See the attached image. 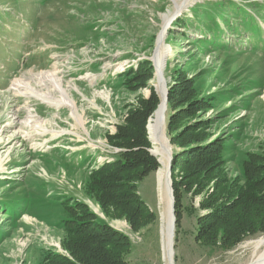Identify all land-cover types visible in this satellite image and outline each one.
<instances>
[{
	"label": "rangeland",
	"instance_id": "374dc122",
	"mask_svg": "<svg viewBox=\"0 0 264 264\" xmlns=\"http://www.w3.org/2000/svg\"><path fill=\"white\" fill-rule=\"evenodd\" d=\"M177 1L179 12L164 33L160 77L167 94L174 75L181 74L180 81L194 82L195 100L214 96L211 107L197 110L191 119L208 120L199 132L224 140L230 152L225 164L205 174L199 194L192 195L193 186L184 194L176 234L173 225L172 264H248L254 253L250 243L264 234L227 251L206 248L194 237L197 215L208 211H201L207 196L220 187L221 202L227 199L221 192L234 197L243 187L237 172L246 155H258L264 166V0ZM218 1L225 8L235 5L227 23H209L218 12L211 3ZM175 7L172 0H0V264H42L48 249L66 254L61 220L68 218L62 207L68 200L86 203L127 237L128 264H165L160 166L137 184L139 197L156 218L136 231L119 208L125 201L106 197L109 206L103 205L88 176L118 152L109 146L108 135L151 89L156 92L151 56L163 17ZM242 11L247 14L241 16ZM146 61L153 77L144 87L127 88L125 73ZM43 73L55 76L58 93L41 78ZM17 82L20 87H13ZM26 86L53 102L64 96L71 107L22 96ZM184 105L181 101L177 107ZM154 114L146 129L152 145L148 152L157 158L148 131ZM164 115L163 135L172 158Z\"/></svg>",
	"mask_w": 264,
	"mask_h": 264
},
{
	"label": "trees",
	"instance_id": "16d2710c",
	"mask_svg": "<svg viewBox=\"0 0 264 264\" xmlns=\"http://www.w3.org/2000/svg\"><path fill=\"white\" fill-rule=\"evenodd\" d=\"M211 4L218 12L209 16V23L218 20L227 23L230 11L236 9L235 5L223 7V1ZM240 14L244 16L247 13L242 11ZM214 16L217 19L213 20ZM182 24L183 19L180 21ZM255 27L259 29L257 25ZM124 76L127 77V88L144 87L153 77V70L150 62L146 61L135 70L127 71ZM180 79L181 74L174 75V85L168 90L164 115L166 136L173 148L171 183L175 234L180 228L184 194L191 192L192 186L195 187L192 195L199 194L203 190L201 182L205 174L223 165L224 155L230 152L224 140L210 139L199 132L207 128L208 120L195 122L191 119L197 110L211 107L214 96L195 100L194 82ZM181 101L185 105L177 107ZM159 104V96L151 89L147 99H140L137 106L130 109L124 122L116 126L115 133L108 135L109 146L118 150L112 155L113 161L93 170L88 176L95 187L94 191L101 194L99 200L103 199V205H108L106 197L116 203L125 201L119 208L133 231L137 230V225L142 227L156 218L139 197L137 184L160 166L157 158L148 152L152 145L146 129L148 119ZM190 108L193 109L192 114L186 116ZM179 122L181 124L177 125ZM246 156L248 159L242 162L237 172V179L244 183L238 194L231 197L227 191L221 192V196L227 199L220 202L217 197L220 187H217L216 193L212 191L201 205V211H208L196 217L194 240L206 248L227 251L249 237L264 234V166L258 163V155ZM62 207L68 214V218L61 220L67 240L63 247L66 254L53 249L43 251L42 264H128L131 244L126 236L97 217L82 201L68 200ZM209 226L211 230H207Z\"/></svg>",
	"mask_w": 264,
	"mask_h": 264
},
{
	"label": "bare ground",
	"instance_id": "6f19581e",
	"mask_svg": "<svg viewBox=\"0 0 264 264\" xmlns=\"http://www.w3.org/2000/svg\"><path fill=\"white\" fill-rule=\"evenodd\" d=\"M176 5L175 11L165 15L163 17V25L161 26V30L156 37L154 54H152V60L155 67V81L153 83V87L156 90L160 104L158 110L155 112L153 119H151V123L148 126L149 136L153 143L156 145L154 154L157 156L160 162V169L157 172L158 179V195H159V204L162 206V211L160 212V220H161V235H162V248H163V261L165 264H170L172 254H171V226H172V214H171V198H170V188L168 182V156H167V144L163 135V120L162 116L165 111H163V105H166V93L164 82L160 77L161 72L163 71L164 61L162 62L163 57V45H164V33L166 28L173 20V18L179 12V6L177 0H172ZM185 1V0H184ZM51 73V72H50ZM50 73L40 74L42 79H48L52 84L53 91L58 93V84L55 76ZM13 87L19 88V83H14ZM24 93L22 96H27L29 98H33L42 104L51 106V107H71L69 101L64 99V96L53 102L47 96V94H36L35 90L26 86L24 89ZM23 92V91H22ZM107 97V96H106ZM30 118V117H29ZM30 123H32L30 121ZM55 138V137H54ZM102 160V159H100ZM248 243V242H247ZM252 246L254 253L248 264H264V236L258 238L257 240L250 243ZM246 264V263H245Z\"/></svg>",
	"mask_w": 264,
	"mask_h": 264
},
{
	"label": "water",
	"instance_id": "95a60500",
	"mask_svg": "<svg viewBox=\"0 0 264 264\" xmlns=\"http://www.w3.org/2000/svg\"><path fill=\"white\" fill-rule=\"evenodd\" d=\"M154 66V65H153ZM165 93L167 94V91L165 89ZM166 104H167V98L165 100ZM159 106L157 107L156 111L158 110ZM155 111V112H156ZM163 111H166V105H163ZM162 118H164L162 116ZM167 154H168V182H169V188H170V198H171V214H172V226H171V241H170V245H171V254H172V257H173V232H174V198H173V190H172V183H171V179H170V170H171V162H172V158H170V151L167 149ZM158 163L160 164L159 160H157ZM170 264H172V258H171V261H170Z\"/></svg>",
	"mask_w": 264,
	"mask_h": 264
}]
</instances>
